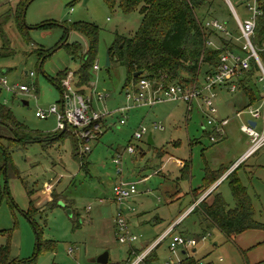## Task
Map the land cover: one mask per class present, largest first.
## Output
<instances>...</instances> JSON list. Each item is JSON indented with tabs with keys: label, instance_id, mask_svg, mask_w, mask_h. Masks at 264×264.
Wrapping results in <instances>:
<instances>
[{
	"label": "rangeland",
	"instance_id": "1",
	"mask_svg": "<svg viewBox=\"0 0 264 264\" xmlns=\"http://www.w3.org/2000/svg\"><path fill=\"white\" fill-rule=\"evenodd\" d=\"M18 2L0 0V16L14 11ZM71 2H30L23 18L27 42L19 34L13 18L1 27L0 46L3 40L8 41L13 54L0 58V78L10 85L25 86L28 92L12 94L0 86V101L11 109L18 122L40 133L41 138L54 133L55 116L39 119L35 112L52 106L59 109L61 95L50 80L64 70L68 71L67 75L76 72L81 61L71 60L63 48H58L63 33L61 27L42 30L39 26L47 22L59 25L85 22L98 27L94 62L98 69H91V86L83 90L92 95L94 111L106 116L104 125L97 137L87 144L85 169L72 157L70 139L46 148L41 143H31L23 150L10 153L11 166L0 177V192H4L0 194V245L9 244L11 259L23 262L33 258L37 247L35 227L40 232L41 244L36 264H97L93 261L104 252L108 254L106 264H127L130 248L144 252L170 226L172 234L154 249L156 259L149 264H177L186 257L200 264H264V232L247 231L229 240L213 226L205 224L198 213L184 214L191 203L190 190L200 186L205 170L214 171L221 162L229 165L231 156L238 152L246 138L239 132L240 120L234 117L233 111H228L226 115H230L232 129L221 141L210 143V128L206 126L204 108L197 110L201 103L197 99L190 113L183 102L134 108L127 112L125 124L119 125L121 117L113 112L128 103L125 93L131 86L123 87L125 70L122 66L113 60L106 66L107 49L116 35L131 38L139 26L140 16L137 12L123 15L117 7L109 10L100 0H87L85 5L83 0ZM233 6L240 20L249 17L240 0ZM236 45L240 48L241 41ZM37 49L51 53L41 65L32 53ZM203 75L204 68L198 78L201 85ZM253 88L259 92V83L255 82ZM96 95L105 98L97 102ZM236 95L225 91L221 94L223 100L235 101L239 110L245 100ZM221 96L215 98L217 108L222 105ZM246 119L247 116L242 117V121ZM142 127L146 133L141 140H134L133 134ZM7 135L6 128L0 125V136ZM149 135L153 141L151 146L147 145ZM129 146L133 154L127 153ZM79 149L82 152L81 145ZM160 153L165 155L162 165L169 156L190 161V179L178 181L179 171L171 161L163 168L165 176L154 175L160 167ZM118 158L123 180L134 183L137 191L120 207L128 232L136 237L131 244L120 243L115 235L117 208L112 202L111 189L117 179L113 161ZM251 163L252 159L246 160L236 175L252 197L255 219L264 223V187L254 181L251 183L247 167ZM145 177L147 180L141 181ZM44 184L55 186L54 191L60 196L56 205L45 204L47 196L41 193ZM176 184L181 195L171 200L179 194L176 190L171 199L168 196ZM216 193L229 209L234 208L227 182L222 183ZM30 203L38 209L32 221L25 216ZM178 235L195 239L197 246L186 251H169L170 238ZM202 237L206 239L204 242L200 240Z\"/></svg>",
	"mask_w": 264,
	"mask_h": 264
},
{
	"label": "trees",
	"instance_id": "2",
	"mask_svg": "<svg viewBox=\"0 0 264 264\" xmlns=\"http://www.w3.org/2000/svg\"><path fill=\"white\" fill-rule=\"evenodd\" d=\"M32 1L19 0L14 11L9 10L2 14L0 16V29L9 19L13 18L19 34L27 42L26 31L23 25V11ZM100 1L109 10L117 7L123 15L137 12L140 16V23L134 35L131 38L116 35L112 45L107 49L109 63L113 60L125 70L124 88L127 86L135 88L137 83L144 79L153 82L156 86L160 85L164 90L169 85H178L184 89L194 86L199 90L202 85L199 83L198 78L202 68H204V82L207 76L214 74L220 63V55L226 49L237 50V45L234 41L237 29L233 16L224 0ZM236 1L230 0L232 4ZM210 19L224 23L230 36L205 28L204 22ZM229 24L231 25L229 26ZM52 27H61L63 29L60 43L67 33L72 32L79 34L86 41L87 49L85 54L81 53V47L78 44H64L61 46L71 60L81 61L80 67L74 73L72 87L78 94L84 95L83 89L88 87L91 80L90 71L96 58L98 27L85 22H63L60 25L47 22L39 26V29L47 30ZM254 37L259 44L264 43V0H262L261 14L256 19ZM209 43L212 45H209ZM8 44V41H2L0 58L13 54ZM32 53L36 55L37 62L40 65L51 55L50 51L43 49L33 50ZM259 56L264 61V53H261ZM67 72V70L59 72L54 79L50 80L59 90L61 97L64 93L62 81L67 77ZM137 72H141V75L134 77V74ZM257 78L258 74L255 64L253 61H250V69L243 71L240 77L231 81V83L235 84L238 95L245 100L246 107L256 105L260 99V91H255L253 88L254 83L257 82ZM0 125L8 131L7 136H0V177L2 174H5L8 166H11L10 153L25 149L30 141L34 143L39 142L42 147H47L68 138L72 144L73 158L80 162L82 169L87 167L84 152H81L79 149L81 143L71 130L58 131L56 134L49 136V138L53 139L51 141H42L41 138L39 141H35L33 137L38 133L18 122L11 109L1 101ZM209 135L210 133L208 137ZM161 155H164V153ZM238 168L232 171L226 180L234 201L233 209L227 207L220 194L211 192L191 211V213L201 215L211 226L215 227L229 240L246 231H264V224L254 220L255 213L251 198L246 188L242 186L240 180L235 175ZM14 172L18 173L15 168ZM181 173L183 180L188 179L189 166L187 164L182 167ZM223 173V169L211 176L206 173L202 186L192 190L193 200H197L207 190L210 183L216 181ZM3 193L0 192L2 195ZM59 197L54 191L51 194V199L46 202V205L50 207L56 205ZM37 213L38 209L30 203L25 216L32 221ZM34 229L37 235V247L34 257L23 262L11 259L9 256L10 247L6 243L5 245H0V264H36L41 244L39 239L40 232L37 228L34 227ZM154 249L145 256L142 264H149L156 259ZM140 253L141 251L130 249L127 264ZM177 264H200V262L186 257Z\"/></svg>",
	"mask_w": 264,
	"mask_h": 264
},
{
	"label": "built area",
	"instance_id": "3",
	"mask_svg": "<svg viewBox=\"0 0 264 264\" xmlns=\"http://www.w3.org/2000/svg\"><path fill=\"white\" fill-rule=\"evenodd\" d=\"M228 6L237 29L238 36L234 38L235 42L241 41V46L237 50L226 49L219 59V66L213 75L207 76L204 79L201 89L192 86L190 88H181L178 85H169L165 90L160 85L156 86L153 82L148 80H140L136 87L126 91V100L130 103L129 106L118 109V112L124 113L131 107L146 106L151 107L162 102H183L187 106L188 112L191 111L193 100L197 99L204 90L211 91L216 87H227L230 92L236 91L235 84L231 81L240 77L243 71L250 69V61H253L257 70V82L260 85V99L254 106L247 107L246 110L236 113V117L246 114L250 118V122L242 124L240 131L249 138V146L243 156L233 164L230 171L224 176L226 177L236 168H238L245 160L254 155L258 150L264 148V61L260 59V54L264 53V43L257 45L254 37V30L256 26V19L261 14L262 0H241L245 5L249 17L245 20H240L233 4L230 0H224ZM204 27L207 29L221 32L226 36L230 33L226 29V25L218 20H206ZM209 45H212L209 43ZM93 70L98 67L94 64ZM30 76H33L30 73ZM0 86L5 91L14 94L15 91L19 93L28 92L25 86L10 85L4 78H0ZM64 93L62 96L61 110L52 106L46 111L37 110L35 117L45 119L49 115H54L56 120V130L64 131L71 130L81 143L82 152H88V142L94 140L102 126V120L106 117L96 113L91 108V98L85 95L78 94L72 87V75L68 74L65 80L62 81ZM214 95L203 97V106H205L208 114H206V126L211 129L209 140L216 142L222 136L223 127L227 125L228 119L216 120L215 108L213 106ZM251 122L254 125H251ZM125 123L124 118L119 121L120 125ZM213 129V131H212ZM146 133L142 127L139 131L133 134L134 140H140ZM127 153L132 154L134 150L131 146L127 148ZM115 165V175L117 177L116 183L111 189L112 202L117 208V213L114 220L115 235L120 243L131 244L136 241V237L128 232V227L125 219L120 211L121 205L137 194L136 185L128 183L122 178L120 159L113 161ZM118 165V166H117ZM171 230L164 233L149 249L136 255L129 264H142L145 256L155 247H157L162 240L170 236ZM204 241V237L200 239ZM197 241L192 238H185L183 236H174L170 238L168 250L174 252L175 250L194 248ZM132 249V248H130ZM133 253V250H132Z\"/></svg>",
	"mask_w": 264,
	"mask_h": 264
},
{
	"label": "crops",
	"instance_id": "4",
	"mask_svg": "<svg viewBox=\"0 0 264 264\" xmlns=\"http://www.w3.org/2000/svg\"><path fill=\"white\" fill-rule=\"evenodd\" d=\"M75 73V72H74ZM74 73H69V74H71L72 75V83L74 82ZM26 74V73H25ZM31 77H33V76H31ZM91 86V84H90V82H89V84H88V87H90ZM223 91H225L226 93H229V94H236L237 92L236 91H234V92H230L229 91V89L227 88V87H216V88H214L213 90H211V91H207V90H204V91H202L201 92V94H200V96L197 98L201 103H200V105L198 106L197 105V110L198 109H202V108H204V116H206V114H208V112H207V110H206V108H205V106H203V97L205 98V97H207V96H210L211 94L212 95H214V98H213V106H214V108H215V110H216V112H215V114H214V116H215V119L216 120H222V119H228V123H227V125H225L224 127H223V133H222V136L221 137H219L216 141L218 142V141H221L222 140V138L224 137V136H226V132L227 131H230L231 129H232V124L233 123H231V119H230V115H226L227 114V112L228 111H233V115H234V117L235 118H237L238 120H240V124H239V126H238V129H239V132L242 134V135H244L246 138H245V140H243V143L241 144V146H240V148H239V150H238V152L235 154V155H232L231 156V162L229 163V165H226V164H224V163H220L219 164V167H217V169L216 170H214V171H209V170H205L206 172H205V174L207 173V174H209V176H211V175H213L214 173H216L217 171H219V170H224V173L216 180V181H213L212 183H210V185H209V187L207 188V190L205 191V192H203L198 198H197V200H193V198H192V190H190V195H191V203H190V205H189V207L187 208V210L184 212V214L185 215H190V214H192L191 213V211L195 208V207H197V205H198V203L201 201V200H203L209 193H211V192H213L214 194L216 193V190L219 188V186L222 184V183H224V182H226V180H227V176L226 177H224L229 171H230V169L232 168V166H233V164L235 163V162H237L242 156H243V154L246 152V150H247V148H248V146H249V138L245 135V134H243L241 131H240V126L242 125V124H245V123H247V122H250V118H249V116L248 115H246V114H242L239 118L238 117H236V113H238V112H242L241 110L243 109V110H246L247 109V107H246V104H244L243 105V107H242V109H239V110H236V106H235V104H236V102L235 101H231V102H229V101H226V100H223V97L221 96V94H222V92ZM84 95L85 96H88V97H90L91 98V108H92V110L94 111V109H93V107H92V95H87L86 93H84ZM237 95H238V93H237ZM236 95V96H237ZM217 96H221L220 98H221V100H223L222 101V105H221V107H218L217 108V106H215L216 104H215V98H217ZM239 96V95H238ZM104 98H105V96H102V95H96V101L97 102H102L103 100H104ZM238 98V97H237ZM237 98H236V100H237ZM197 99H195V100H197ZM195 100H193V101H195ZM127 101V100H126ZM216 101H217V99H216ZM128 102V101H127ZM163 103V102H162ZM193 103V102H192ZM24 104H27L26 102H24ZM127 106H129L130 105V103L128 102L127 104H126ZM125 105V106H126ZM157 105V104H156ZM125 106H121V107H119V108H117L113 113H117V114H119L120 115V117H121V119L122 118H124L125 119V116L127 117V112H129L131 109H136V108H138V107H146V106H136V107H131L130 109H128V110H126L124 113H120V112H118V109H120V108H122V107H125ZM155 106V105H154ZM251 106H254V105H251ZM151 107H153V106H151ZM150 107V108H151ZM61 108H62V97H61V99H60V101H59V109L61 110ZM58 109V110H59ZM201 112H202V114H203V111L201 110ZM243 116H247V119L245 120V121H242V117ZM106 118V117H105ZM105 118L102 120V127H103V125H104V120H105ZM120 119V120H121ZM119 120V121H120ZM252 123V122H251ZM125 124V123H124ZM123 124V125H124ZM253 125H254V123H252ZM120 125V124H119ZM234 128H235V126H233ZM210 131H211V129H210ZM212 131H213V129H212ZM58 131L56 130V126H55V131H54V133H52V134H48V135H46L45 137H43V138H41L40 136H41V134L40 133H38V132H36V133H38L37 135H35V136H37V138H35L34 139V137H33V140H35V141H39L40 140V138H41V140L42 141H46V140H49V141H51V140H53V139H51V138H49V136H52V135H54V134H56ZM212 132H210V134H211ZM213 134V133H212ZM211 134V135H212ZM224 135V136H223ZM210 136V135H209ZM54 138H56V137H54ZM66 139H68V138H66ZM142 139V138H141ZM140 139V140H141ZM208 139H209V137H208ZM151 141H152V139H151ZM209 142H210V140H209ZM31 143H34L33 141H30L29 142V144H31ZM39 143V142H38ZM43 143V142H42ZM55 143H59V142H55ZM210 143H215V142H210ZM28 144V145H29ZM54 144V143H53ZM152 144H153V141H152ZM151 144V145H152ZM148 145V144H147ZM151 145H148V146H151ZM47 147H49V146H47ZM44 148H46V147H44ZM129 154V153H128ZM133 154V153H132ZM162 153H160V155H158V158H159V161H160V167L156 170V171H154L153 172V174L154 175H164L163 174V168H164V166H165V164L167 163V162H169V161H171V162H173L175 165H176V168L178 169V171H179V176L178 177H176V178H178V181L180 180V181H184L183 179H182V177H181V169H182V167L185 165V164H187L188 166H189V175H188V179H185V180H189L190 179V176H191V167H190V161L189 162H187L185 159H177V158H173V157H171V156H169V157H167L166 158V160H165V163H164V165H162V160L164 159V156L165 155H161ZM73 157V156H72ZM249 159H252V163H251V165H249V166H247L248 167V170H249V177H250V181H251V183L254 181V183L256 184V185H259V186H262V187H264V148H261L260 150H258L254 155H252L251 157H249L247 160H249ZM78 161V160H77ZM246 161V160H245ZM245 161L241 164V166L237 169V170H239L244 164H245ZM79 162V161H78ZM81 165V164H80ZM237 170H236V172H237ZM236 172H235V175H236ZM165 176V175H164ZM206 176V175H205ZM205 176H203V178H202V180H201V184H200V186L199 187H201L202 186V184H203V179H204V177ZM236 177H237V175H236ZM147 178L148 177H145V178H143L141 181H145V180H147ZM238 178V177H237ZM239 179V178H238ZM125 180V179H124ZM240 180V179H239ZM126 182H129V181H127V180H125ZM240 183H241V181H240ZM242 184V183H241ZM51 185V186H50ZM54 185L53 184H44L43 186H42V189H41V193L42 194H45L47 197H46V201L45 202H48L50 199H51V194L54 192V188H55V186L53 187ZM242 186H244L243 184H242ZM199 187H197V188H199ZM245 187V186H244ZM196 188V189H197ZM246 188V187H245ZM191 189V188H190ZM176 190L179 192V194H178V196H176V197H174L173 199H171V196L173 195V193L172 192H176ZM195 190V189H194ZM246 191H247V193H248V195L250 196V198H251V201H252V197H251V195L249 194V192H248V190H247V188H246ZM217 194H219V193H217ZM180 195H181V190L178 188V185L176 184V187H175V190L174 191H170V193H168V196H169V198L171 199V200H175V199H177V198H179L180 197ZM254 198H257V195H255L254 196ZM46 204V203H45ZM252 206H253V209H254V204H253V202H252ZM254 213H255V211H254ZM203 218V217H202ZM203 220H204V223L205 224H209V222L207 221V220H205L204 218H203ZM254 220L255 221H257L256 219H255V214H254ZM258 223H261V222H259V221H257ZM261 224H264V223H261ZM215 228V227H214ZM216 229V228H215ZM168 230H171V234H172V232H173V230H172V228H170V226L167 228V229H165L164 231H163V234L164 233H166ZM250 231H258V230H250ZM247 232V231H246ZM260 232H264V231H260ZM220 233V232H219ZM245 233V232H244ZM162 234V235H163ZM170 234V235H171ZM222 234V233H221ZM161 235V236H162ZM223 235V234H222ZM239 235H241V234H239ZM238 236V235H237ZM169 237V236H168ZM236 237V236H235ZM206 239H205V237H204V241H205ZM203 241V242H204ZM258 244V243H257ZM197 246V245H196ZM195 246V247H196ZM179 249H181V248H179ZM189 249V248H188ZM184 250V249H183ZM187 249H185L184 251H186Z\"/></svg>",
	"mask_w": 264,
	"mask_h": 264
},
{
	"label": "water",
	"instance_id": "5",
	"mask_svg": "<svg viewBox=\"0 0 264 264\" xmlns=\"http://www.w3.org/2000/svg\"><path fill=\"white\" fill-rule=\"evenodd\" d=\"M86 2H87V0H83V5H85ZM26 8H27V6L25 7V9L23 11V15L26 12ZM64 44H68V45L78 44L81 47V53L82 54H85L86 49H87V44H86V41L84 40V38L75 32L67 33L65 38L61 42V44L58 46V48H60ZM108 65H109V61H108V57H107L106 66H108ZM140 75H141V72H137L134 74V77H137ZM251 125H253V124L251 123ZM147 144L148 145L152 144L150 135L147 138ZM107 260H108V254L106 252H104L100 256H98L93 262H96L97 264H106Z\"/></svg>",
	"mask_w": 264,
	"mask_h": 264
}]
</instances>
